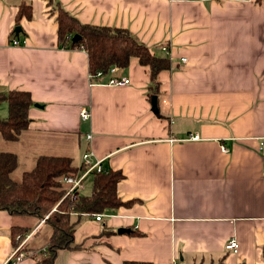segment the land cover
Wrapping results in <instances>:
<instances>
[{
    "label": "crops",
    "instance_id": "obj_1",
    "mask_svg": "<svg viewBox=\"0 0 264 264\" xmlns=\"http://www.w3.org/2000/svg\"><path fill=\"white\" fill-rule=\"evenodd\" d=\"M23 1L33 18L17 37ZM58 1L83 24L128 30L171 67L158 75L157 108L138 58L117 72L130 85L91 86L87 52L59 47L47 1L0 0V94L25 91L35 102L19 141L0 134V155L15 154L23 175L41 156L80 167L91 149L104 169L123 173L118 194L132 201L102 221L85 214L75 242L87 247L60 250L55 264H264V0ZM14 36L26 43L13 46ZM8 116L0 103V119ZM85 183L80 194L90 195L93 181ZM27 216L0 210V264L14 227L42 225ZM104 227L114 233L97 239ZM233 238L236 253L226 248ZM48 239L32 236L25 251L40 252Z\"/></svg>",
    "mask_w": 264,
    "mask_h": 264
},
{
    "label": "trees",
    "instance_id": "obj_2",
    "mask_svg": "<svg viewBox=\"0 0 264 264\" xmlns=\"http://www.w3.org/2000/svg\"><path fill=\"white\" fill-rule=\"evenodd\" d=\"M51 7L50 13L57 14L59 47L67 50H84L89 60V74L98 72L107 74L112 67L124 70L129 67L132 58H138L142 66L148 67L152 82L151 99L159 95L158 75L170 69V61L158 57L149 47L138 42L126 29L94 26L81 23L67 12L58 0H45ZM33 6L25 1L19 6L16 21L32 20ZM79 35L81 40L74 43L72 38ZM6 102L9 108L7 119H0V134L7 142H17L28 130L31 119L30 109L35 106L31 94L25 91H10L0 94V103ZM18 159L15 154L0 155V210L11 214L33 215L38 222L44 220L34 235L40 233L44 226H50L47 246L31 255L37 264H55L60 250H79L86 248V242H75V231L85 214L97 215L108 210L128 205L132 201H123L117 186L125 176L120 171L105 169L93 173V190L90 195H81L77 200L65 197L68 185L64 179L79 173L80 167L73 159L58 156H41L35 167L24 172L20 181H13L11 175L17 169ZM34 228L14 227L11 233L14 246L17 237H25ZM114 233L104 227L100 236ZM132 234L143 236L138 230ZM33 235V236H34ZM27 245V244H26ZM26 245L24 250H26ZM264 260V254H263ZM124 264H154L150 261L126 260Z\"/></svg>",
    "mask_w": 264,
    "mask_h": 264
},
{
    "label": "built area",
    "instance_id": "obj_3",
    "mask_svg": "<svg viewBox=\"0 0 264 264\" xmlns=\"http://www.w3.org/2000/svg\"><path fill=\"white\" fill-rule=\"evenodd\" d=\"M25 43L26 41L21 43V41L16 36H14L12 41L13 46H19ZM183 62L186 63L187 60L183 59ZM117 72L118 68L112 67L107 74H104L103 72H98L96 75L89 74V84L91 86L105 85L110 87H121L130 85V79L126 77H118ZM90 117L91 114L88 109H83L81 111V119L83 121H89ZM87 138L89 141H91L92 136L89 135ZM190 139L196 141L200 139V136L194 135ZM223 149L226 151L225 148ZM103 171H105V169L103 168V160L95 158V155L91 149L86 150L82 157V164L80 166L79 173L75 176H70L64 179L65 183L68 185V190L66 192L65 197L69 196L72 200H77L80 196V191L82 190L84 182L87 180V178L90 177L93 173H101ZM104 216V213H100L95 215V219L97 221H102ZM42 222H44V220H42ZM37 229L32 230L25 237H17L18 244L14 246L11 255L3 264H19L25 258L28 257L27 253L24 250V246L34 235ZM226 248L236 253L239 250V243L235 238H233L227 243ZM174 264H176V262H174Z\"/></svg>",
    "mask_w": 264,
    "mask_h": 264
},
{
    "label": "rangeland",
    "instance_id": "obj_4",
    "mask_svg": "<svg viewBox=\"0 0 264 264\" xmlns=\"http://www.w3.org/2000/svg\"><path fill=\"white\" fill-rule=\"evenodd\" d=\"M22 172H23V169H17L12 175H11V179L13 180V181H20L21 180V178H22ZM93 178L90 176V177H88L87 178V180L85 181L86 183L85 184H89L91 181H93L92 180ZM33 215H31L30 217H26V218H28L27 219V223H28V225L30 224V225H33L34 223H35V221L34 220H37L36 218L35 219H33V217H32ZM38 221V220H37ZM51 229H50V226H44L43 228H42V230H41V232H40V235H41V239L43 240L46 236H47V234H49V231H50Z\"/></svg>",
    "mask_w": 264,
    "mask_h": 264
},
{
    "label": "water",
    "instance_id": "obj_5",
    "mask_svg": "<svg viewBox=\"0 0 264 264\" xmlns=\"http://www.w3.org/2000/svg\"><path fill=\"white\" fill-rule=\"evenodd\" d=\"M21 32H22V28H21V27H17V28L15 29V34H16L17 37L20 35ZM80 40H81V37H80L79 35H75V36L72 38V41H73L74 43H76V42H78V41H80ZM152 106H153L154 108H157V107H158V98H157V96H154V97L152 98ZM118 231H119L120 233H125V232H130L131 230L128 229V228L123 227V228H120Z\"/></svg>",
    "mask_w": 264,
    "mask_h": 264
}]
</instances>
